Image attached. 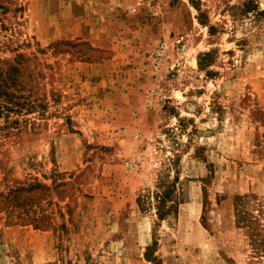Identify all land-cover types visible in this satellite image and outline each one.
Listing matches in <instances>:
<instances>
[{
  "label": "rangeland",
  "instance_id": "374dc122",
  "mask_svg": "<svg viewBox=\"0 0 264 264\" xmlns=\"http://www.w3.org/2000/svg\"><path fill=\"white\" fill-rule=\"evenodd\" d=\"M255 217L264 0H0V264H264Z\"/></svg>",
  "mask_w": 264,
  "mask_h": 264
},
{
  "label": "trees",
  "instance_id": "16d2710c",
  "mask_svg": "<svg viewBox=\"0 0 264 264\" xmlns=\"http://www.w3.org/2000/svg\"><path fill=\"white\" fill-rule=\"evenodd\" d=\"M256 218V219H255ZM252 224H248V231L251 236V241L258 252L264 251V224L261 219L255 217ZM263 225V227H262Z\"/></svg>",
  "mask_w": 264,
  "mask_h": 264
}]
</instances>
